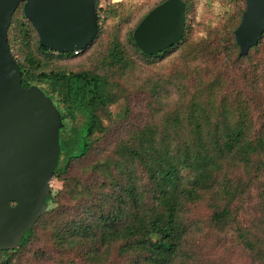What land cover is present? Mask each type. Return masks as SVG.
<instances>
[{"label": "trees", "instance_id": "obj_1", "mask_svg": "<svg viewBox=\"0 0 264 264\" xmlns=\"http://www.w3.org/2000/svg\"><path fill=\"white\" fill-rule=\"evenodd\" d=\"M241 2L243 5L244 0ZM23 6L21 3L13 15L9 45L19 63L23 86H39L64 117L55 171L63 186L57 197L53 193L48 199L50 205L56 201L58 208L38 219L24 234L20 247L0 250L2 264H20L21 255L39 238V230L48 228L49 232L51 226L49 249L66 255L70 264H108L107 255L116 245L118 256L130 264H179L177 260L185 256L186 237L193 232L191 222L208 216L221 232L232 224L242 227L243 219L251 216L244 206L251 188L258 190L254 209L258 225L252 241L241 237L264 260V34L248 55L240 56L234 31L231 70L220 71L205 84L207 88L192 94L184 90V73L176 75L181 87L178 106L166 111L160 124L148 122L143 128L128 130L115 147L102 149V157L87 167L85 175H68L73 163L97 152L99 136L109 131L104 119L111 117L110 107L117 103L118 94L108 69L127 71L135 64L134 58L150 63L164 60L186 34L163 53L146 54L134 39L140 18L134 26H115L135 28L123 41L110 44L103 67L48 72L53 61L85 56L100 38L102 27H107L103 22L110 10H99L104 16L100 15L98 35L87 49L55 53L40 44L24 11L17 18ZM172 79L161 76L151 83V110L153 102L170 101L167 85ZM202 207L203 213L195 214Z\"/></svg>", "mask_w": 264, "mask_h": 264}, {"label": "rangeland", "instance_id": "obj_2", "mask_svg": "<svg viewBox=\"0 0 264 264\" xmlns=\"http://www.w3.org/2000/svg\"><path fill=\"white\" fill-rule=\"evenodd\" d=\"M187 4V27L185 28V39L177 50L169 57L159 62H147L146 60L135 59L134 65L127 71H107L111 76L114 91L118 94V101L110 107L111 117H105L104 122L109 126L107 134L99 136L96 147L97 152L90 154L88 158L79 163H73L69 168L68 175H84L87 167L94 160L102 157V149H112L117 140L128 130L143 128L147 123L160 124L164 119L166 111H173L177 108L179 82L176 75L184 73V90L192 94L205 89V84L214 80L227 68L231 70L232 59L231 40L232 33L237 29L242 18L243 10L246 9L244 0H184ZM153 0H110L108 6L110 13L107 20L103 22L101 36L93 48L82 58L53 61L48 68L64 69L66 71H81L88 68L102 66V60L110 50V44L114 40H124L128 37L129 31L135 27H115L120 24L134 26L142 15L151 7ZM23 10L17 11V18H20ZM104 16L103 12H99ZM12 24V23H11ZM230 39V40H229ZM264 48V45H263ZM233 53V51H232ZM133 57V55H131ZM123 72V73H122ZM232 74V73H230ZM161 76H172V81L167 85L170 101L153 102L150 109V88ZM199 79L191 81V77ZM191 79V80H190ZM161 97L164 91L161 90ZM218 105V104H216ZM217 107V106H216ZM127 110V112H125ZM156 112L154 115L152 113ZM126 113V115H125ZM97 153H100L98 156ZM89 170V169H88ZM62 182L55 177L52 180V193L58 194L62 189ZM258 190L251 188L244 198L245 210L250 209V218L243 219L242 227L232 224L227 230L221 232L205 219L198 223L191 222L193 232L187 235L184 244L185 256L179 258V264H264V260L256 257L255 252L245 246L241 234L254 239V228L258 223L254 210L258 203ZM58 208L56 201L50 205L49 210ZM252 208V209H251ZM204 207L196 208L195 214L203 213ZM234 226V227H233ZM237 228V229H236ZM39 230V238L33 240L27 250L19 259L20 264H70V259L64 254L50 251L49 241L54 228L48 232ZM64 230V229H63ZM66 231V230H64ZM241 231V232H240ZM48 232V233H47ZM44 233H46L44 235ZM67 233V232H66ZM252 241V240H251ZM119 245L114 246L107 255L110 259L108 264H130L125 262L119 254ZM47 248V249H45ZM2 264V259H0ZM78 264V263H77ZM79 264H84L79 262Z\"/></svg>", "mask_w": 264, "mask_h": 264}, {"label": "water", "instance_id": "obj_3", "mask_svg": "<svg viewBox=\"0 0 264 264\" xmlns=\"http://www.w3.org/2000/svg\"><path fill=\"white\" fill-rule=\"evenodd\" d=\"M98 0H0V250H16L24 234L50 207L52 180L60 159L64 117L36 85L23 86L8 32L21 3L40 44L55 53H77L99 32ZM235 30L240 56L248 55L264 34V0H245ZM185 4L178 0L159 9L170 14L171 27H140L137 35L151 42H178L185 32Z\"/></svg>", "mask_w": 264, "mask_h": 264}, {"label": "flooded vegetation", "instance_id": "obj_4", "mask_svg": "<svg viewBox=\"0 0 264 264\" xmlns=\"http://www.w3.org/2000/svg\"><path fill=\"white\" fill-rule=\"evenodd\" d=\"M173 0H153L151 7L142 15V18L138 22V25L136 26V30L134 32V39L140 50L146 54L150 55H158L163 53L164 51L171 48L173 45L177 44L178 42L168 41L165 40L164 42L158 41V42H151V39L148 37H144L143 39L139 37V33L137 35L138 29L140 27H171V25L167 22H164L163 24H159L156 21L162 17L164 21H168V18L170 17V14H160L159 9L167 4L168 2H171ZM179 2H183L186 7V3L184 0H178ZM186 11V9H185ZM97 13L99 16V25L100 27V14L97 7ZM117 26V25H116ZM187 27L186 24V15H185V28Z\"/></svg>", "mask_w": 264, "mask_h": 264}, {"label": "built area", "instance_id": "obj_5", "mask_svg": "<svg viewBox=\"0 0 264 264\" xmlns=\"http://www.w3.org/2000/svg\"><path fill=\"white\" fill-rule=\"evenodd\" d=\"M109 5H110V0H98L97 1L98 10L106 9Z\"/></svg>", "mask_w": 264, "mask_h": 264}]
</instances>
